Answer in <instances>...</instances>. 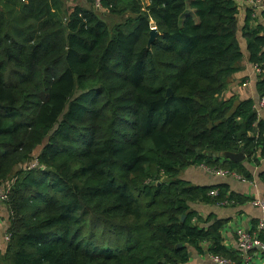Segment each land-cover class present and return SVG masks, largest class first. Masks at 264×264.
<instances>
[{"label": "trees", "instance_id": "1", "mask_svg": "<svg viewBox=\"0 0 264 264\" xmlns=\"http://www.w3.org/2000/svg\"><path fill=\"white\" fill-rule=\"evenodd\" d=\"M99 1L122 18L111 30L60 0H0V186L11 183L0 264H186L191 251L233 261L225 221L189 206L247 199L177 176L202 165L249 181L264 158V117L219 97L242 59L238 6ZM249 1L240 33L264 97V32L248 25L264 0ZM240 151L245 164L221 157Z\"/></svg>", "mask_w": 264, "mask_h": 264}, {"label": "crops", "instance_id": "2", "mask_svg": "<svg viewBox=\"0 0 264 264\" xmlns=\"http://www.w3.org/2000/svg\"><path fill=\"white\" fill-rule=\"evenodd\" d=\"M64 10L69 11L73 7H79L85 10H92L94 14L97 13L92 9L89 0H60ZM145 2V0H143ZM252 5L249 0H242L241 5L238 6V13L236 16L237 32L236 41L242 55L241 61L237 64L238 70L232 76L227 79V83L222 97L227 99L233 96L236 100H250L254 105L259 96L255 90V82L257 75L253 71V66L248 63L247 55L245 52V41L241 37L240 30L244 22V11L246 7ZM255 6V7H254ZM255 8L251 14V20L249 21V27L254 25H260L264 32V19L260 16L261 9ZM252 105V106H253ZM264 112L259 113V117H262ZM245 164L244 162H242ZM250 173L253 174L251 180H237L231 177H219L216 175H209L205 173L200 166H188L182 169L177 178L188 182L192 186L198 187H211L215 185H225L228 190L244 199H247L242 204H236L234 206H212L202 205L200 203L191 204L190 210L194 211L202 219L207 216H212L217 220L225 221L224 226L220 232L221 244L226 251L231 254L232 262L240 264L245 256L250 258L249 264H264V257L257 254L255 251H250L245 256L241 254L236 248V235L238 232L251 233L256 225V222L260 218L259 210L250 205V200L254 198H262V184L256 179V173L264 172V158L258 160L257 167L249 168ZM11 178V177H10ZM9 179L1 184V186L7 184ZM0 186V187H1ZM249 200V201H248ZM8 207L0 205V253L3 252L6 242L4 237L9 226L8 221ZM205 246V244L203 245ZM186 264H212L209 260V255L205 252L202 254H196L191 251L189 259Z\"/></svg>", "mask_w": 264, "mask_h": 264}, {"label": "built area", "instance_id": "3", "mask_svg": "<svg viewBox=\"0 0 264 264\" xmlns=\"http://www.w3.org/2000/svg\"><path fill=\"white\" fill-rule=\"evenodd\" d=\"M94 11H101L102 7L99 0H89ZM254 5L259 9H263L264 6L260 5L258 2ZM253 71L256 75H259V70L256 66H253ZM253 110L259 115L260 112H264V97H259L257 102L252 106ZM33 161L28 168H32L35 165ZM202 170L209 175H216L219 177H231L233 179L241 180L242 178L236 176L234 173L223 171L216 168H208L200 166ZM11 183H7L0 187V205H4L8 201V195L10 192ZM215 192L210 193L214 195ZM250 205L257 208L260 213V218L256 222L255 228L251 233L238 232L236 235V248L237 250L245 256L250 251H255L257 254H260L264 257V199L263 198H254L250 200ZM8 216H11L9 212ZM4 241L7 243L8 235L4 237ZM209 260L212 264H235L232 261L221 258L218 256H209ZM250 258L245 256L240 264H249Z\"/></svg>", "mask_w": 264, "mask_h": 264}, {"label": "rangeland", "instance_id": "4", "mask_svg": "<svg viewBox=\"0 0 264 264\" xmlns=\"http://www.w3.org/2000/svg\"><path fill=\"white\" fill-rule=\"evenodd\" d=\"M119 1H125V0H119ZM97 13V16L100 18V20H102V22L106 25L107 29L108 30H111V28L122 21V18L119 17V16H114V15H110L108 13H106L103 9L101 11H95ZM149 28H150V31L151 32H155V28H154V25L153 23H149ZM221 99H224L221 96H219ZM264 117V115L262 116ZM160 181H163V178H160Z\"/></svg>", "mask_w": 264, "mask_h": 264}, {"label": "water", "instance_id": "5", "mask_svg": "<svg viewBox=\"0 0 264 264\" xmlns=\"http://www.w3.org/2000/svg\"><path fill=\"white\" fill-rule=\"evenodd\" d=\"M233 1L236 4V6H240L242 0H233ZM154 36H155V32L150 31L148 43H147L148 45L153 40ZM165 96H170V91L168 89L165 91ZM221 157L232 163H242L244 160V156L241 151L238 153H223ZM181 220H183V217H181ZM188 255L190 256V253H188Z\"/></svg>", "mask_w": 264, "mask_h": 264}]
</instances>
